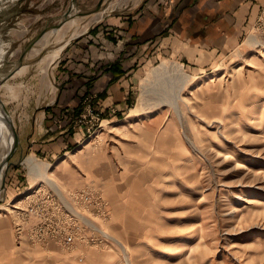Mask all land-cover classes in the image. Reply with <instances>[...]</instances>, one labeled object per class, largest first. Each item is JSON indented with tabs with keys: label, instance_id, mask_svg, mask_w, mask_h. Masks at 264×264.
<instances>
[{
	"label": "rangeland",
	"instance_id": "374dc122",
	"mask_svg": "<svg viewBox=\"0 0 264 264\" xmlns=\"http://www.w3.org/2000/svg\"><path fill=\"white\" fill-rule=\"evenodd\" d=\"M171 1L0 0V78L28 43L49 33L0 83L19 138L0 189V264H264V4L233 46L152 45L127 68L125 106L102 110L92 92L82 93L69 123L84 135L51 158L31 148L42 128L39 114L56 105L67 85L59 72L68 46L91 41L98 26L107 33L118 17ZM163 61L179 63L185 73L181 119L157 96L172 75L165 73L164 84L162 77L147 80ZM84 102L101 112L100 120L76 121ZM59 122H51L53 131L64 129ZM29 156L47 166L58 186L29 174ZM47 190L67 200L74 191H97L98 200L76 204L89 223L68 248L33 236L37 219L26 196ZM104 233L125 246L128 261Z\"/></svg>",
	"mask_w": 264,
	"mask_h": 264
},
{
	"label": "crops",
	"instance_id": "0c3cea01",
	"mask_svg": "<svg viewBox=\"0 0 264 264\" xmlns=\"http://www.w3.org/2000/svg\"><path fill=\"white\" fill-rule=\"evenodd\" d=\"M263 4L264 0H172L167 8L147 6L130 18L118 17L107 26V33H102V26L93 29L91 41L78 40L68 46L71 54L63 57L69 59L59 72L67 85L58 93L56 105L46 106L39 114L42 128L37 138L31 136L32 150L51 158L60 147L74 142L76 135L79 139L84 135L82 127L69 123L80 109L82 93L92 92V103L102 110L125 106V77L152 45L181 43L221 50L233 46L257 20ZM74 51L81 55H72ZM65 111L66 115H61ZM59 118L58 125L65 127L53 131L51 122Z\"/></svg>",
	"mask_w": 264,
	"mask_h": 264
},
{
	"label": "built area",
	"instance_id": "2783aa9c",
	"mask_svg": "<svg viewBox=\"0 0 264 264\" xmlns=\"http://www.w3.org/2000/svg\"><path fill=\"white\" fill-rule=\"evenodd\" d=\"M76 121L85 123L86 120L97 122L101 119V112H97L90 106L89 102H84L83 109ZM54 190L46 192H33L27 195L26 207H30L29 211L34 213L37 221L32 226L33 236H42V238L55 239L63 247L73 245L78 237L82 236L84 224H88L89 220H84L80 212L76 208V204L87 203L98 200L96 190L74 191L69 194V199L60 198ZM70 201V202H69ZM40 207L34 208V206ZM52 208L53 210H50ZM54 220L58 225H53ZM91 223V222H90Z\"/></svg>",
	"mask_w": 264,
	"mask_h": 264
},
{
	"label": "bare ground",
	"instance_id": "6f19581e",
	"mask_svg": "<svg viewBox=\"0 0 264 264\" xmlns=\"http://www.w3.org/2000/svg\"><path fill=\"white\" fill-rule=\"evenodd\" d=\"M48 36H49V33H45L38 40V42L42 45L44 43V40H46ZM247 40L251 44L257 43V41L253 35H250L247 38ZM38 50H39V47H33L30 52L36 53ZM165 73L171 74L173 77V80L171 81V83H169V80H168V83H169L168 87H167V85H166V87H164L161 84L160 88L163 89L164 92L162 94L157 95V96H158V98H160V99L163 98L165 101L169 102V104L171 106H173L174 110L176 111L178 118L181 119V113L179 111L178 99H183V97L181 95V89L185 85L184 82L186 79L185 73L182 70L181 65L177 62H174V61H171L168 63L163 61L158 66H155L150 71V73L147 76V80L156 81V79L158 80V78H160V77H162L161 79L163 80ZM168 77H170V76H168ZM166 82H167V80L165 78L163 80V82H161V83L164 84ZM147 92H148V90L145 89V93H147ZM142 100H145V99L143 98ZM16 143H17V140H16V138H14L12 130H11L9 124L7 123V116L5 115V112H3V110L0 106V185H1L2 180H3L4 168L6 166V164L4 162V158L8 154L12 145H14ZM25 162H26L27 167H28V172L31 176L42 178L44 181L48 182L49 184L54 185V186H58L57 182L51 176V173L49 171H47V166L43 165L42 163H40L38 160H36L32 156L25 158ZM61 197L63 198V196H61ZM105 235H106V237H109L113 241L120 244L119 246L122 247L121 250H123V252H124L125 259H126V261H128V254L126 252L125 246L123 244H121L116 238L104 233V236Z\"/></svg>",
	"mask_w": 264,
	"mask_h": 264
},
{
	"label": "water",
	"instance_id": "95a60500",
	"mask_svg": "<svg viewBox=\"0 0 264 264\" xmlns=\"http://www.w3.org/2000/svg\"><path fill=\"white\" fill-rule=\"evenodd\" d=\"M72 2L74 3V0H72ZM67 14H68V12L63 14V20H65V19L67 18ZM59 24H60V23H59ZM59 24L56 25V27H58ZM56 27H54V28H56ZM42 34H43V32H41L40 34H38L37 37H36L34 40H32L30 43H28V45L24 48L23 52L20 54V56H19V58H18V61L15 63V66H14L12 69H10L8 72H5V73H3V74L1 75L0 83L3 82L5 79H7L9 76L12 75V73L18 68V66H19V64H20V62H21V60H22V58H23V56H24L25 51H26L27 49H29L30 46H31V45H32V44H33V43H34L39 37L42 36ZM0 106H1V108H2V110H3V112H5V115L7 116V123L9 124V126H10V128H11V130H12V133H13L14 138H16V140H17V142H18V139H19V138H18L17 132H16V130H15V128H14L13 121H12V119H11L9 113L7 112V110H6V108H5L4 104H3V102L1 101V99H0ZM16 147H17V143L14 144V145H12V147L10 148L8 154L5 156V158H4V162H5L6 166H5V168H4V171L7 169V166H8V164H7V163H8V160H9V158L11 157V155L14 153ZM2 187H3V180H2V183H1V185H0V189H1Z\"/></svg>",
	"mask_w": 264,
	"mask_h": 264
}]
</instances>
